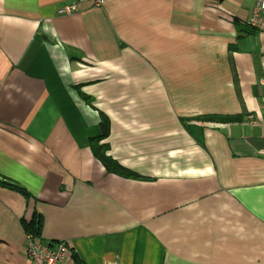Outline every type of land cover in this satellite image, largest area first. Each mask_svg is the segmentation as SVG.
<instances>
[{
	"label": "crops",
	"instance_id": "1",
	"mask_svg": "<svg viewBox=\"0 0 264 264\" xmlns=\"http://www.w3.org/2000/svg\"><path fill=\"white\" fill-rule=\"evenodd\" d=\"M67 2L0 0V264H264L256 0Z\"/></svg>",
	"mask_w": 264,
	"mask_h": 264
},
{
	"label": "built area",
	"instance_id": "2",
	"mask_svg": "<svg viewBox=\"0 0 264 264\" xmlns=\"http://www.w3.org/2000/svg\"><path fill=\"white\" fill-rule=\"evenodd\" d=\"M105 0H68L59 13H71L80 10L81 4L93 7L103 6ZM245 23L254 29L264 30V0H256ZM264 85V81L261 80ZM264 155V150L260 151ZM69 241L66 239L43 240L28 232L25 234L24 253L32 264H66L69 256Z\"/></svg>",
	"mask_w": 264,
	"mask_h": 264
},
{
	"label": "trees",
	"instance_id": "3",
	"mask_svg": "<svg viewBox=\"0 0 264 264\" xmlns=\"http://www.w3.org/2000/svg\"><path fill=\"white\" fill-rule=\"evenodd\" d=\"M246 27L250 28V29H254V28H251L249 27L246 23H245ZM209 117L210 119H213V120H220V121H230L231 120V117L229 116H207ZM100 127H101V134L99 135L98 138L100 137H104L107 135L108 133V120L105 118V117H102L101 118V122H100ZM95 154L99 157L100 160H102L103 162H106L107 161H111L109 160L108 156L107 155H104V151L101 152V148H97L95 150ZM114 165L118 168H121V169H124L126 170V173L128 175H136L135 173H131L129 171V169H126V168H123L121 166H119L118 164L114 163ZM19 191L22 193V194H27V192L23 189H19ZM40 226H41V222H40V217L38 216H34L32 218L31 221H28L25 225V228H26V233L28 232L29 234H32L34 237L36 238H41V235H40Z\"/></svg>",
	"mask_w": 264,
	"mask_h": 264
},
{
	"label": "clouds",
	"instance_id": "4",
	"mask_svg": "<svg viewBox=\"0 0 264 264\" xmlns=\"http://www.w3.org/2000/svg\"><path fill=\"white\" fill-rule=\"evenodd\" d=\"M26 234V233H25Z\"/></svg>",
	"mask_w": 264,
	"mask_h": 264
}]
</instances>
